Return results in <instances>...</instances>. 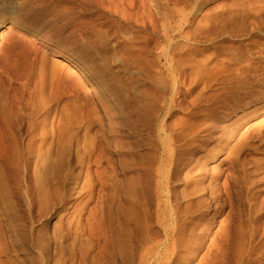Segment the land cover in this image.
Returning <instances> with one entry per match:
<instances>
[{
  "label": "rangeland",
  "instance_id": "obj_1",
  "mask_svg": "<svg viewBox=\"0 0 264 264\" xmlns=\"http://www.w3.org/2000/svg\"><path fill=\"white\" fill-rule=\"evenodd\" d=\"M156 116L190 218L161 264H264V0H0V264H120Z\"/></svg>",
  "mask_w": 264,
  "mask_h": 264
},
{
  "label": "bare ground",
  "instance_id": "obj_2",
  "mask_svg": "<svg viewBox=\"0 0 264 264\" xmlns=\"http://www.w3.org/2000/svg\"><path fill=\"white\" fill-rule=\"evenodd\" d=\"M55 60L68 65L69 68L79 66L77 61L66 58L56 57ZM168 78L171 79V76ZM95 112H98L97 108ZM153 134L155 152L152 149L146 167L140 169L144 176L138 173L130 180L126 194L118 201L113 216L108 218L109 228L101 232L109 255L118 256L120 264H131L135 260L137 264H161L162 254L173 250L178 245L176 236H181L186 230L181 220H190L187 212L182 211V218L180 217L179 208L172 199L171 182L179 154L174 150L166 125L159 121L157 116L153 121ZM217 172H213V175L218 174ZM224 186L227 187L228 182ZM203 203L204 201L199 199L191 209L199 208ZM71 223L73 234L76 235L73 236L71 250L75 255L78 252L81 255V251L86 253L91 245L86 242V245L80 248L81 244H78L76 239L79 221L72 218ZM152 223L156 224L159 237L154 235Z\"/></svg>",
  "mask_w": 264,
  "mask_h": 264
}]
</instances>
